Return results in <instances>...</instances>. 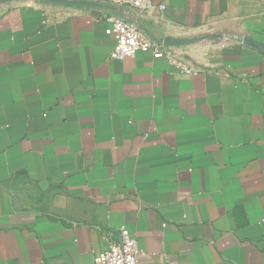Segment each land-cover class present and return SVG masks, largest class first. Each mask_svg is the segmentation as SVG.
Listing matches in <instances>:
<instances>
[{"label":"crops","instance_id":"0c3cea01","mask_svg":"<svg viewBox=\"0 0 264 264\" xmlns=\"http://www.w3.org/2000/svg\"><path fill=\"white\" fill-rule=\"evenodd\" d=\"M0 0V264H264V0H150L166 58L110 60L90 7Z\"/></svg>","mask_w":264,"mask_h":264},{"label":"built area","instance_id":"2783aa9c","mask_svg":"<svg viewBox=\"0 0 264 264\" xmlns=\"http://www.w3.org/2000/svg\"><path fill=\"white\" fill-rule=\"evenodd\" d=\"M100 19L109 27L106 35L114 43L110 60H125L138 53H150L155 58H166L168 62L190 73L178 55L164 50L146 31L134 12H163L164 6L155 5L150 0H97ZM106 247L95 258V264H141L142 250L137 238L126 228L119 229V239L106 237Z\"/></svg>","mask_w":264,"mask_h":264},{"label":"water","instance_id":"95a60500","mask_svg":"<svg viewBox=\"0 0 264 264\" xmlns=\"http://www.w3.org/2000/svg\"><path fill=\"white\" fill-rule=\"evenodd\" d=\"M34 1H41V2H48V3H58V4H68V5H76V6H84L86 3L84 2H76V1H65V0H34ZM92 8H99L100 5H98L95 2H90L88 4Z\"/></svg>","mask_w":264,"mask_h":264}]
</instances>
